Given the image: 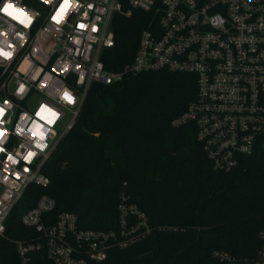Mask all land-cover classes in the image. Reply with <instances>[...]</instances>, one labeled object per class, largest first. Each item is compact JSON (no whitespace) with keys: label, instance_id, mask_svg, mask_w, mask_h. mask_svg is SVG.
<instances>
[{"label":"built area","instance_id":"2783aa9c","mask_svg":"<svg viewBox=\"0 0 264 264\" xmlns=\"http://www.w3.org/2000/svg\"><path fill=\"white\" fill-rule=\"evenodd\" d=\"M128 2L125 11L120 0H0V236L30 186L50 184L46 165L95 83L159 70L192 73L196 98L174 125L195 123L218 170L264 153V0ZM8 4L14 16L2 11ZM135 10L151 13L135 56L120 69L108 68L103 57L116 45L114 16ZM126 203L123 195L117 228L92 229L82 228L74 212L48 222L56 201L41 195L21 216L40 234L17 241L22 264L35 251L48 264L100 262L112 249L141 242L155 227ZM259 240L252 256H214L223 264H264V229Z\"/></svg>","mask_w":264,"mask_h":264},{"label":"trees","instance_id":"16d2710c","mask_svg":"<svg viewBox=\"0 0 264 264\" xmlns=\"http://www.w3.org/2000/svg\"><path fill=\"white\" fill-rule=\"evenodd\" d=\"M120 1L126 11L128 0ZM150 19L143 10L115 14L116 45L103 57L108 68L133 60ZM196 95V76L187 72H142L93 84L46 165L50 184L30 186L27 207L46 194L56 201L48 222L74 212L82 228L107 230L118 227L119 204L130 196L153 233L89 264H223L214 252L256 254L264 229V153L243 157L231 171L215 169L195 123L174 125ZM39 235L13 211L0 236V264H22L17 241ZM29 264L48 261L35 251Z\"/></svg>","mask_w":264,"mask_h":264},{"label":"rangeland","instance_id":"374dc122","mask_svg":"<svg viewBox=\"0 0 264 264\" xmlns=\"http://www.w3.org/2000/svg\"><path fill=\"white\" fill-rule=\"evenodd\" d=\"M61 127L62 126H65V121L60 125ZM27 203H28V199H27V196H24L21 201L18 203V205L16 206L15 208V213L18 215V216H22L27 210H28V207H27ZM127 205H131V204H135V202L133 200L130 199V196H127ZM137 205V204H136Z\"/></svg>","mask_w":264,"mask_h":264},{"label":"snow or ice","instance_id":"6c2138e0","mask_svg":"<svg viewBox=\"0 0 264 264\" xmlns=\"http://www.w3.org/2000/svg\"><path fill=\"white\" fill-rule=\"evenodd\" d=\"M65 2L67 3V0H65ZM13 8H14V6H13L12 4H8V5H6V6L2 9V11H3L4 13H7L9 16H14L15 13H14V11H13ZM63 10H64V9H61V13L63 12ZM19 11H20V12H23L22 9H20ZM16 18L19 19L18 16H16ZM80 27H84V25H80ZM5 55H8V54L5 53ZM67 98H68L69 100L71 99V97H67ZM31 155H33V154L30 153V154H29V157H30Z\"/></svg>","mask_w":264,"mask_h":264},{"label":"water","instance_id":"95a60500","mask_svg":"<svg viewBox=\"0 0 264 264\" xmlns=\"http://www.w3.org/2000/svg\"><path fill=\"white\" fill-rule=\"evenodd\" d=\"M146 257H148V255H147V254L143 256V258H146Z\"/></svg>","mask_w":264,"mask_h":264}]
</instances>
